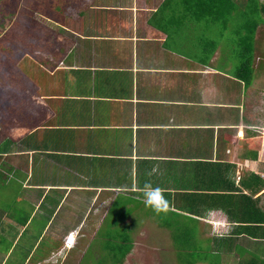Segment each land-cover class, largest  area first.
Wrapping results in <instances>:
<instances>
[{
  "label": "crops",
  "instance_id": "crops-1",
  "mask_svg": "<svg viewBox=\"0 0 264 264\" xmlns=\"http://www.w3.org/2000/svg\"><path fill=\"white\" fill-rule=\"evenodd\" d=\"M44 4L25 50L45 60L11 96L14 109L0 111V264L71 263L103 219L126 226L139 213L157 215L156 235L199 230L207 250L246 264L264 243V91L223 64L226 24L191 0H81L75 12ZM52 31L57 43L41 52L34 43ZM145 183L160 189L165 212L144 205ZM6 184L17 189L3 203Z\"/></svg>",
  "mask_w": 264,
  "mask_h": 264
},
{
  "label": "rangeland",
  "instance_id": "rangeland-1",
  "mask_svg": "<svg viewBox=\"0 0 264 264\" xmlns=\"http://www.w3.org/2000/svg\"><path fill=\"white\" fill-rule=\"evenodd\" d=\"M64 6H67V9L72 10V12H75V6L79 5L81 0H60ZM84 1V0H82ZM193 1V0H191ZM195 1V0H194ZM193 1V2H194ZM251 0H235V8H237L236 11H231L232 14L230 15V18H227L225 16V12L221 13L225 16V20L229 24V30L227 31L226 36L223 38L224 42L222 44V48H220V52L222 54H225L229 52V46H227V42H231L229 38L232 36L234 39H239L242 34H234V26H243L244 21L242 19V14L246 10L251 9L250 5ZM264 1V0H262ZM45 0H0V31L2 29H7L6 33L3 35H0V95L1 98L4 97V100L2 101L0 99V111L2 110L5 114L6 111H12L14 107H11V96L15 93L16 96H18V92L22 89V86L28 84L26 76H28L27 71L37 64H41V61L45 60V54L39 53L38 55L33 54L32 48L30 47L29 50H25L27 46V38H29V34L31 31V26L33 23L31 22V17L36 19V15L34 12H36L37 6L42 7V10H46V4H44ZM180 2H184V0H180ZM211 4V3H210ZM48 7V5H47ZM206 11H203V14H205L208 17H212L213 13L210 14V8L207 5ZM50 8V7H48ZM60 9V8H59ZM212 11H216V8H211ZM54 7L50 8V13H54ZM200 13V12H197ZM251 13V10L250 12ZM56 14V12H55ZM202 14V12H201ZM228 14V12H226ZM222 16V15H221ZM210 22H206V24ZM223 21H220V23L216 26H223ZM9 26V27H8ZM215 26V25H214ZM212 30V29H211ZM218 31L223 30V27H220L217 29ZM53 31L50 33V39L47 33L46 41H36L34 45L38 46L37 48L40 49V51H51L49 45L57 43L58 37L55 35ZM37 36V35H35ZM219 38H221L219 36ZM36 40H39V37L36 38ZM255 45H256V59H255V66L257 68V71L255 70V78L257 80L258 88L264 91V70L258 68L259 67V61L263 58L264 60V24L259 27L257 31V35L255 38ZM28 46H31V44L28 43ZM26 51V52H25ZM26 54L25 60H21L19 62L20 57L22 54ZM233 57V53L231 52V55ZM226 60H223V64H227L229 62L228 57H223ZM261 58V59H260ZM27 59V60H26ZM27 62H28V69H27ZM230 64V65H229ZM264 64V63H263ZM42 65V64H41ZM228 67L232 70H236L239 66V62L234 59L231 63L227 64ZM35 79L39 80L36 76ZM3 96V97H2ZM21 97V96H19ZM261 106L258 108L259 113V119L264 120V94L261 93ZM8 184V183H7ZM6 184V186H8ZM16 186H8L9 191V198L4 199L2 202L5 203V201L12 200L15 195L12 194L14 191H16ZM8 197V195H7ZM16 209L14 212H18L17 210L20 208L19 206L23 205L22 203H18L16 201ZM136 204L134 203V206ZM26 210L29 211V206L26 207ZM149 212L152 209H149ZM140 219L131 217V220L128 221V225L125 226L126 218H112L109 216L101 222V230L99 229L96 234H92L89 236H83L82 238L78 240L77 248H80L79 251L73 256V261L68 262V264H77L79 259L82 256V264H104L106 262H109L107 264H115L110 263L111 260L115 262V259L117 258L114 256V253L118 252V255L120 256L122 249H124L121 245L125 240V236H133L134 238V246L132 251L126 256L125 261L122 264H190L195 262L194 264H240L238 260L240 259V256L233 253V255L227 254V260L222 257V254L219 255V253L215 252V258L212 257L214 254H210L209 260L205 261L199 260L198 258H195L191 255V250H188V248H195L198 247V243L204 240H210L211 237H204L200 234L201 231H196L194 236L196 243L195 245L188 244L186 246L187 249H184V244H178L174 243L175 236H180L179 234V228L174 227L171 229V235L167 236L165 235H156L157 232V226L155 224L156 216H143L141 213H139ZM150 218V219H149ZM180 220V219H179ZM38 222H41L40 219H37ZM124 221L122 225L115 226L117 222ZM181 221V220H180ZM141 223H144V232L141 233H134L136 229L134 227L141 226ZM189 225V224H187ZM191 228L196 227V225L192 222V225H190ZM133 233V234H132ZM162 234V233H161ZM201 235V236H200ZM29 236H26L27 238ZM49 240L46 239L44 241V244L49 243L51 246L55 245V240L49 234ZM173 237V238H172ZM174 239V240H173ZM246 239L240 240L239 238H235V241H245ZM24 240V238H23ZM180 241V240H179ZM255 241V240H251ZM6 245V242H4L0 247L4 248ZM264 243L263 245H258L253 251L254 253H250L252 256L257 255L262 259H264ZM58 247L56 246L55 249ZM84 249L83 253L82 250ZM263 249V251H262ZM203 255V252L201 253ZM69 258V256H68ZM197 259V260H196ZM243 259V258H242ZM211 260V261H210ZM225 261V262H224Z\"/></svg>",
  "mask_w": 264,
  "mask_h": 264
},
{
  "label": "trees",
  "instance_id": "trees-1",
  "mask_svg": "<svg viewBox=\"0 0 264 264\" xmlns=\"http://www.w3.org/2000/svg\"><path fill=\"white\" fill-rule=\"evenodd\" d=\"M194 1V0H193ZM195 3H202V4H206V6H210L213 5L211 8H216V11H210V14L213 13V16L211 18H215V22L217 24L220 23V21H223L224 24H226V29L227 31L229 30V24L228 22L225 20V16L227 18H230V15L232 14L231 11H236L237 8H235V0H195ZM211 3V4H210ZM250 5H251V13L250 10H246L243 14H242V19L244 21L243 26L239 27V26H234V34L238 35V34H242L241 37L238 39H234L231 36V42L229 45L230 47V51L233 53V57H231V59H229L230 61L228 63H231L232 61L237 60V62H239V66H238V71H239V75L245 79L251 80L252 77H255V70L257 71V68L255 66V59H256V45H255V38L257 35V31L259 29V27H261V25L264 24V1L262 0H251L250 1ZM207 7H205L206 9ZM206 11V10H204ZM225 12V16L221 13ZM226 12H228V14H226ZM205 17H207L205 14H203ZM222 15V16H221ZM210 18V17H209ZM231 55V53H230ZM261 59V58H260ZM259 63V67L260 69L264 70V60L263 58L258 62ZM259 212L260 209H258ZM163 222L166 225H171L172 223L176 222L174 219H164ZM258 227L260 225H263L264 223V213L262 215V218L258 219ZM185 231L184 232H179L180 236H175V241L174 243H178L180 244H184V249H187L186 246L188 244L191 245H195L196 243L199 242V240L196 242L194 239L195 233H191L188 232V230L183 229ZM134 237L125 236V241L121 244L123 246L124 244V249H122V252L120 254V256L118 255V252L114 253V256H116L117 258L115 259V262L113 260H111L110 262H113L115 264H122L125 261L126 256L132 251L133 246H134ZM173 238V237H172ZM174 240V239H173ZM180 240V241H179ZM211 241V240H208ZM203 242V241H201ZM201 242L198 243V247L195 248H188V250H191V255L195 258H198L199 260H209L210 254H213L210 250H207L205 248V245L202 244ZM203 252V255H201V253ZM215 256L212 255V257ZM215 258V257H214ZM197 260V259H196ZM211 261V260H210ZM246 264H264V259L261 260V258L257 255H254L252 258L247 259ZM109 262H106L104 264H107ZM190 263V264H194Z\"/></svg>",
  "mask_w": 264,
  "mask_h": 264
},
{
  "label": "clouds",
  "instance_id": "clouds-1",
  "mask_svg": "<svg viewBox=\"0 0 264 264\" xmlns=\"http://www.w3.org/2000/svg\"><path fill=\"white\" fill-rule=\"evenodd\" d=\"M141 195L144 205L146 207H150L154 212L159 214L167 210V203L165 201V198L157 186H153L151 183H145ZM74 245L68 248H72Z\"/></svg>",
  "mask_w": 264,
  "mask_h": 264
},
{
  "label": "built area",
  "instance_id": "built-area-1",
  "mask_svg": "<svg viewBox=\"0 0 264 264\" xmlns=\"http://www.w3.org/2000/svg\"><path fill=\"white\" fill-rule=\"evenodd\" d=\"M77 241V233L75 231L70 232L69 234H67V236L65 237V246H72L76 243Z\"/></svg>",
  "mask_w": 264,
  "mask_h": 264
}]
</instances>
